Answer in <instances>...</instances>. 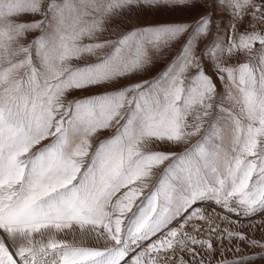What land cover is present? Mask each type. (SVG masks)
Returning <instances> with one entry per match:
<instances>
[{"label": "snow or ice", "instance_id": "snow-or-ice-1", "mask_svg": "<svg viewBox=\"0 0 264 264\" xmlns=\"http://www.w3.org/2000/svg\"><path fill=\"white\" fill-rule=\"evenodd\" d=\"M197 6L190 22L118 23ZM181 37L156 75L119 83ZM214 205L227 227L206 214ZM256 216L264 0H0V264H250L264 241L235 225ZM241 244L260 251L226 257Z\"/></svg>", "mask_w": 264, "mask_h": 264}, {"label": "rangeland", "instance_id": "rangeland-1", "mask_svg": "<svg viewBox=\"0 0 264 264\" xmlns=\"http://www.w3.org/2000/svg\"><path fill=\"white\" fill-rule=\"evenodd\" d=\"M206 8L203 7H194L191 9H184V8H176L172 10H166V9H160L154 12H145L143 15H130L128 17L123 18L121 21H118L120 24V30L127 31L133 27L143 26V25H150V24H157V23H173V22H190L195 20L197 17H199L204 11H206ZM221 16H225L222 12L216 13V18L219 19ZM25 19H31V17H25ZM228 26V18L225 16L223 26L220 28L219 33L216 36V39H222L226 34V29ZM119 32H113L111 29L108 33H105V36L103 38H115L116 35H118ZM31 38V37H30ZM183 37H181L180 41H177L174 45H172L170 48H167L163 50L159 56L155 59L154 63L145 69L143 73H137L131 75L129 78L121 80L120 84L125 83H131L135 81L140 80H147L150 77L156 75L161 69L164 68L166 64L172 59V57L176 54L177 50L180 47V44L183 43ZM208 38L202 37L199 40L197 51H199L200 48H203L204 45L207 43ZM244 57L240 56L236 58L235 60L231 61V63H237L240 61H243ZM107 89L101 87L98 89H90V90H82V91H74L72 95L68 96V99L73 98H80L95 92H103ZM111 135V130L107 131H101L92 139L93 147H95L96 143L103 139L104 137H107ZM197 137H192V141H195ZM47 143V141H45ZM188 144H180L179 146L172 147V146H161L162 150L165 151H173V152H179L186 148ZM153 150H157L156 146H153ZM162 171L161 169H155L154 174L151 178V181L149 183L155 182L157 175L159 172ZM149 189H144L145 192H147ZM206 214L212 217L217 218V222L221 224V227H227L228 225L224 222L219 220V215L223 214V210L219 209L218 211H213V209L207 208ZM235 219V216L232 217ZM235 227L242 231L247 233L250 237L255 238L257 240L264 241V216H256L252 219H246L241 220L238 224L235 225ZM60 238L67 239L69 241H73V235L69 233L66 236L61 235ZM75 241L77 243H84L87 246H97V242L94 240H85L84 238L77 235L75 237ZM235 243V242H234ZM104 241H99V246H103ZM242 252L239 253H226V257L231 259L234 258V256H238L241 254H247L250 252L260 251L259 248H250L247 245L241 244L240 245ZM250 264H264V261H255L250 262Z\"/></svg>", "mask_w": 264, "mask_h": 264}, {"label": "bare ground", "instance_id": "bare-ground-1", "mask_svg": "<svg viewBox=\"0 0 264 264\" xmlns=\"http://www.w3.org/2000/svg\"><path fill=\"white\" fill-rule=\"evenodd\" d=\"M213 208H215V210H216V211H218V210H219V208H218V207H216L215 205L213 206ZM213 208H210V209H213Z\"/></svg>", "mask_w": 264, "mask_h": 264}]
</instances>
